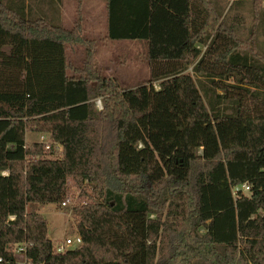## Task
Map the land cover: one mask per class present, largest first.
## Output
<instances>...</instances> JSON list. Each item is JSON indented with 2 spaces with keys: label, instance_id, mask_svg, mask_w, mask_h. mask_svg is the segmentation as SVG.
I'll return each mask as SVG.
<instances>
[{
  "label": "trees",
  "instance_id": "1",
  "mask_svg": "<svg viewBox=\"0 0 264 264\" xmlns=\"http://www.w3.org/2000/svg\"><path fill=\"white\" fill-rule=\"evenodd\" d=\"M75 1L65 29L0 0V264H17L13 245L32 264H264L260 0L228 7L251 1L247 38L214 0H104L107 37L146 43L132 87L96 67ZM67 45L84 48L78 76ZM72 187L82 243L56 252L35 206Z\"/></svg>",
  "mask_w": 264,
  "mask_h": 264
},
{
  "label": "rangeland",
  "instance_id": "2",
  "mask_svg": "<svg viewBox=\"0 0 264 264\" xmlns=\"http://www.w3.org/2000/svg\"><path fill=\"white\" fill-rule=\"evenodd\" d=\"M4 2H8L9 4H12L14 6L15 3L17 4V7L20 8V3H22V0H3ZM68 1L67 6H65V10L67 14L75 15L77 14V2L75 0H66ZM102 2V4H105L104 0H83L81 5L83 7V11H87V4L89 2ZM224 1V0H221ZM231 0H225L224 3L227 5ZM25 5V10L30 14V17H44L45 13H43L44 10L54 7L52 2L50 0H23ZM23 4V3H22ZM236 4V3H235ZM239 4V3H238ZM223 5V4H222ZM104 6V5H103ZM224 6V5H223ZM264 6V0H260L258 6L256 9L252 8L251 1H245L243 5H241L242 11L241 16L234 17V6L227 12V16H225V20L228 23L237 25L240 35L243 38H247L249 35V28L254 24V14L253 9L257 10L258 8ZM104 10V8H103ZM76 13V14H75ZM82 13V11H81ZM27 17L28 14H26ZM82 17V23H83V15ZM76 20V19H75ZM73 25V21L71 24L66 25V27H71ZM82 35L87 38H91V30L89 31L87 28L84 32H82ZM103 40V39H101ZM96 41H93L95 43V51H96ZM251 46H253L255 51L262 52L261 48L264 47V30H260L258 34V38L256 40V43H252ZM200 48H203V46L199 45ZM250 47V46H249ZM110 53L109 59H104L103 57H99L100 61L110 62L112 65L113 72H110L109 74L115 78L120 86L122 87H132L134 85H137L139 83H142L146 80H148L150 76V70H149V64L145 58L146 53V47L145 42L143 40H128V39H120V40H114L112 42V46H109ZM94 51V57L97 59V51L95 54ZM101 51V50H99ZM84 55V48L82 46L76 45V46H66V59L68 64L70 65V68L68 69L69 75H75L78 76V73L76 72V69H79L82 66V60ZM96 55V56H95ZM96 63V62H95ZM96 67L99 68V66ZM100 69V68H99ZM101 70V69H100ZM101 72L109 77L103 70ZM187 72L192 74L191 67L187 69ZM155 87H158V82H154ZM219 93H221V90H218ZM97 100H100V98L95 99V103ZM96 107V105H95ZM97 108V107H96ZM98 110L102 109V102H101V108H97ZM41 136L44 137L45 142L51 143V138L49 134L47 133H35V132H29L25 135L26 140L29 141H40ZM61 151L58 149L57 154H59ZM78 189L75 187H72L70 189V192L65 197L64 201L66 202L65 205H61V203H43V204H37L35 206V209L40 212L43 216V218L47 222V229H48V236L51 239L53 246L56 244L62 242L66 238H74L75 235H77V229H76V217L72 213V207L77 205L79 203L78 199ZM13 249H16V245L12 246ZM17 264H23L24 257L23 255L16 254Z\"/></svg>",
  "mask_w": 264,
  "mask_h": 264
},
{
  "label": "crops",
  "instance_id": "3",
  "mask_svg": "<svg viewBox=\"0 0 264 264\" xmlns=\"http://www.w3.org/2000/svg\"><path fill=\"white\" fill-rule=\"evenodd\" d=\"M53 4L54 7H51L44 10L43 13H45L44 17L41 18H45L46 20H48V22H51L55 25L61 26L65 29H70L75 22L76 17H74L73 15L67 14L66 10H65V6H67L68 1L66 0H50ZM216 2V4L223 10V14L222 16H227V12L229 11L228 7L231 4V2L233 0H231L227 5H225L224 1L221 0H214ZM236 3V4H235ZM224 6H223V5ZM104 5V6H103ZM235 10H233L234 12V17H238L237 15L239 14V17L241 16V4H238V2H234L233 4ZM104 8V10H103ZM81 11H82V15H83V26H84V31L87 28L89 31L91 30V38H89V36L87 37V39L90 40H97L96 41V51H97V59L95 57V62L97 64V66H99V68L101 70H103L109 77H112L109 73L113 72L112 70V65L110 62H105V61H100L99 57H103L104 59H109V46H112V42H114V39H109L107 37V11H106V2L105 4H102V2H89V4H87V11L84 12L83 11V7L81 5ZM76 14V13H75ZM76 16V15H75ZM73 21V25L71 27H66V25L71 24ZM231 24V23H229ZM234 25V24H232ZM237 26V25H235ZM103 39V40H101ZM145 42V41H144ZM145 47H146V43H145ZM101 50V51H99ZM95 51V54H96ZM96 56V55H95ZM154 82H158V81H154ZM135 86V85H134ZM29 133V132H27ZM26 133V134H27ZM26 140V138H25ZM27 143L30 142H34V141H29L26 140ZM3 175H7L8 171L4 170L2 172Z\"/></svg>",
  "mask_w": 264,
  "mask_h": 264
},
{
  "label": "built area",
  "instance_id": "4",
  "mask_svg": "<svg viewBox=\"0 0 264 264\" xmlns=\"http://www.w3.org/2000/svg\"><path fill=\"white\" fill-rule=\"evenodd\" d=\"M154 87H155V85H154ZM95 105H96L97 108H101V101L100 100H97L96 103H95ZM40 138H41L40 142H43L45 148L48 149L50 143L45 142L43 136H41ZM57 148L60 151H62V147L57 146ZM248 192H249V185L247 183H243V184L238 185V186H235L233 188V195H237L239 193H241V194H248ZM65 204H66L65 201H63L61 203V205H65ZM9 218L10 219H13L14 216H10ZM81 243H82L81 237L77 234V235H75L74 238H66V239H64L62 242L56 244L54 246V248H55L56 252H65L69 248H73L75 246L81 245ZM15 252L16 253H19V254L20 253L22 254V247L21 246L17 247L15 249ZM23 264H32V263L29 260H27V259L24 258Z\"/></svg>",
  "mask_w": 264,
  "mask_h": 264
}]
</instances>
